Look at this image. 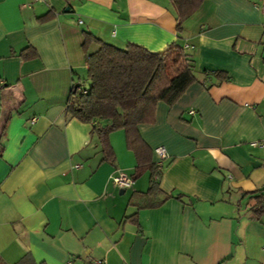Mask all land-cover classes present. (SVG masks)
Returning <instances> with one entry per match:
<instances>
[{"label": "crops", "instance_id": "1", "mask_svg": "<svg viewBox=\"0 0 264 264\" xmlns=\"http://www.w3.org/2000/svg\"><path fill=\"white\" fill-rule=\"evenodd\" d=\"M177 27L171 0H0L6 263L264 264V214L251 212L252 193L264 190V147L252 145L264 143V0H205ZM86 31L121 49L178 43L194 60L197 81L138 127L163 166L150 197H167L160 206L140 207L150 172L137 171L125 130L109 137L112 162L94 124L68 115L100 48H85ZM118 174L134 185L115 186Z\"/></svg>", "mask_w": 264, "mask_h": 264}, {"label": "trees", "instance_id": "2", "mask_svg": "<svg viewBox=\"0 0 264 264\" xmlns=\"http://www.w3.org/2000/svg\"><path fill=\"white\" fill-rule=\"evenodd\" d=\"M205 0H171L177 14L178 31L193 16ZM93 42L99 50L88 55L86 82L74 86L68 103V115L84 123L94 124L93 133L102 145L104 159L111 160L109 137L113 132L125 130L127 144L138 160L137 171L150 172L151 186L142 208L162 205L167 197L153 202L160 193L159 180L162 164H156L153 151L142 139L139 125L153 124L159 102L172 106L197 81L196 68L191 55L178 43L171 44L161 53L144 47L128 45L125 49L103 43L86 31L85 48ZM29 49L24 51L29 57ZM218 75L223 72H217ZM84 87V88H83ZM150 197H153L152 200ZM251 207L254 219L264 214V190L252 193ZM138 221V216L132 218ZM0 264H8L0 255ZM17 264H38L31 255Z\"/></svg>", "mask_w": 264, "mask_h": 264}, {"label": "built area", "instance_id": "3", "mask_svg": "<svg viewBox=\"0 0 264 264\" xmlns=\"http://www.w3.org/2000/svg\"><path fill=\"white\" fill-rule=\"evenodd\" d=\"M32 1L44 3V2H47L48 0H32ZM191 114L194 115L195 111H191ZM252 145L255 147L256 146L264 147V143H253ZM156 153L160 156L162 160H166L168 158V154L165 148L161 147V148L156 149ZM112 182L115 186L122 188V189H130L135 183V181L132 178L128 177L125 174H118L114 176L112 178ZM98 264H102V263H98Z\"/></svg>", "mask_w": 264, "mask_h": 264}, {"label": "water", "instance_id": "4", "mask_svg": "<svg viewBox=\"0 0 264 264\" xmlns=\"http://www.w3.org/2000/svg\"><path fill=\"white\" fill-rule=\"evenodd\" d=\"M79 85H77V88H78Z\"/></svg>", "mask_w": 264, "mask_h": 264}, {"label": "rangeland", "instance_id": "5", "mask_svg": "<svg viewBox=\"0 0 264 264\" xmlns=\"http://www.w3.org/2000/svg\"><path fill=\"white\" fill-rule=\"evenodd\" d=\"M84 82H86V81H84ZM83 84V83H82Z\"/></svg>", "mask_w": 264, "mask_h": 264}]
</instances>
